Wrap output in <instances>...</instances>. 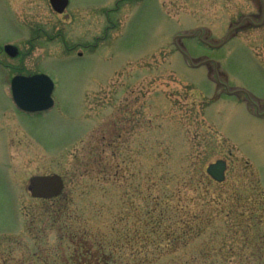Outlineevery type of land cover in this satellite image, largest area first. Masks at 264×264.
<instances>
[{
  "label": "rangeland",
  "instance_id": "374dc122",
  "mask_svg": "<svg viewBox=\"0 0 264 264\" xmlns=\"http://www.w3.org/2000/svg\"><path fill=\"white\" fill-rule=\"evenodd\" d=\"M68 12L0 0V47L19 44L12 63L55 83L54 107L25 114L0 79V260L85 264L48 220L59 204L111 264H264V0H70ZM97 35L96 49L75 45ZM217 160L223 183L206 171ZM53 173L61 202L32 198L28 179Z\"/></svg>",
  "mask_w": 264,
  "mask_h": 264
},
{
  "label": "flooded vegetation",
  "instance_id": "af4514ba",
  "mask_svg": "<svg viewBox=\"0 0 264 264\" xmlns=\"http://www.w3.org/2000/svg\"><path fill=\"white\" fill-rule=\"evenodd\" d=\"M119 8L120 7H119L118 2H117L116 3V7L115 8H112L110 10H107L106 14L108 15V17H110V14H113V13L118 12V9ZM69 9H70V0H69V3H68V6L66 7V9L62 13L55 12L52 9V7H51V10H52L53 14L56 15V16H58V17H61L62 21L63 22H66V23H71V14L68 12ZM114 26H115L114 23L112 25H110V24L109 25H106L105 26V29H106L105 35L108 33L107 31H109L110 29L114 28ZM40 34H41V29L39 28L38 33H37V36H40ZM59 37L63 40L62 41L63 44L66 45L67 43H66V39H65V34H64V31L61 28H60V32H59ZM104 38L105 37H103V36H98L97 35V36H95L94 43H91V42L84 43V42L78 41V42H76L75 45L76 46L79 45L80 47H83L82 48L83 51L86 50V49H92V48L93 49H96L97 46H98L97 40L98 39H101L102 40ZM28 40H30V39L28 38ZM11 41H13V40H11ZM7 43H9V42L8 41L7 42H3L2 43V46L0 47V56L3 55L5 57L4 59H7V61H8V62H2V60H0V79L2 80L3 83H6L7 84V88H8L10 86L11 81L13 80V78L16 77L17 75L30 76V75H33V74H26V73L23 72L25 70V64H24V62H21V64H19V65L12 63L14 60H16L18 58H20V60H21L23 58V56H22L21 50L19 48V44H16V43H13L17 47V52L15 53L16 55L15 56H12V55L8 54L5 51V49H4V45L7 44ZM67 50H68V53H71L72 48H68ZM83 51H77L76 54H78L79 56H83V54H84ZM53 174H56V173H53ZM45 175H51V174H42V175H35V176H45ZM35 176L33 175V176H31L28 179L27 192L30 194V196L32 198H34V199L42 200V201H44L46 203H48V202H51V203H53V202L54 203L55 202H61L60 200L63 198L62 196L64 195V192H65V189H66V182H65L64 177H62L63 178V182H64V188H63L62 192L60 193V195H58L57 197H54V198L44 199V198H36V197H34L32 195V191H31L30 188L33 187L32 186L33 183H31L30 180L33 177H35ZM49 209H51V207ZM53 211H55V214L52 212V214H53L52 217H50L49 210L45 211V213L50 217V218H48V220L51 221V219L53 218L54 219V224H57L58 223V226L57 227L60 230L59 233L61 234V239L64 240L65 237H68L70 240H72V242L74 243L73 246H74L75 251H76V253L78 255V259H79V255H80V257L83 258V261H85V258H86V260H90V259H88V258H90V256L89 257H86L85 253H89V252L91 253L92 251H94L93 254H95L97 251H99L96 246L99 247V246L102 245L101 240L99 242H97V243L96 242H94V243L92 242L91 243V242H87V241L86 242L81 241L80 237L77 238V239L73 238L75 236L74 222H71L72 223V225H71L70 224V220H75V216H73L72 218H70V216H69V212L70 211L67 210V208L63 207V205L62 206H59V204H58V206H56V208H53ZM77 218L78 217H76V219ZM27 226H29V225L27 224ZM58 228H56V229L58 230ZM17 229H19V228H17ZM80 236L85 237L86 234L84 232H82V233H80ZM39 240H37V242ZM15 241H17V240H15ZM38 250H43L42 249V245H38ZM53 255H52V250H50V251H48L46 253V256H38L37 258H39L38 261H44L45 258L48 257V259L45 260V261H48L50 258L53 259ZM56 255L57 256L59 255L58 250L56 252ZM7 261L8 260H6V259H4V261L0 260V264H6ZM20 263H21V261L18 262V264H20Z\"/></svg>",
  "mask_w": 264,
  "mask_h": 264
},
{
  "label": "water",
  "instance_id": "95a60500",
  "mask_svg": "<svg viewBox=\"0 0 264 264\" xmlns=\"http://www.w3.org/2000/svg\"><path fill=\"white\" fill-rule=\"evenodd\" d=\"M52 7L63 12L68 5V0H50ZM6 51L15 55L17 48L12 45L5 47ZM54 82L44 74L31 77L16 76L12 81V95L18 108L29 113L44 112L54 106L52 93ZM226 162L217 160L207 168L208 175L216 182H223L226 178ZM33 187L30 188L34 197L53 198L58 196L63 190V181L59 175L39 176L31 179Z\"/></svg>",
  "mask_w": 264,
  "mask_h": 264
},
{
  "label": "trees",
  "instance_id": "16d2710c",
  "mask_svg": "<svg viewBox=\"0 0 264 264\" xmlns=\"http://www.w3.org/2000/svg\"><path fill=\"white\" fill-rule=\"evenodd\" d=\"M80 239H81V241H84V242H86V241L91 242L90 240H88L87 238H85L83 236H81ZM96 247L99 250L97 252L95 251L97 254L96 253L93 254L94 251H92L91 253L89 252L90 254L85 253L86 257L90 256V258H88L90 260H86V258H85V261H86L85 262V261H83V258H82L83 263H85V264H92V263H94V264H111V262H114L113 259H114L116 254H112V253L108 254L107 248L103 245V243L101 246H99V247L96 246Z\"/></svg>",
  "mask_w": 264,
  "mask_h": 264
}]
</instances>
